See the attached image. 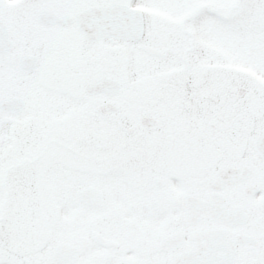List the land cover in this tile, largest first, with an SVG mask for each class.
Here are the masks:
<instances>
[{"label":"snow or ice","instance_id":"1","mask_svg":"<svg viewBox=\"0 0 264 264\" xmlns=\"http://www.w3.org/2000/svg\"><path fill=\"white\" fill-rule=\"evenodd\" d=\"M0 264H264V0H0Z\"/></svg>","mask_w":264,"mask_h":264}]
</instances>
